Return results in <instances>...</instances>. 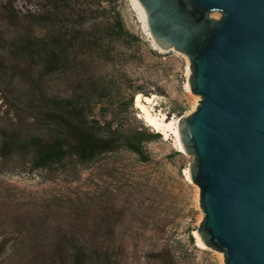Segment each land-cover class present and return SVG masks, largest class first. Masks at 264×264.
I'll return each mask as SVG.
<instances>
[{"label": "rangeland", "instance_id": "obj_1", "mask_svg": "<svg viewBox=\"0 0 264 264\" xmlns=\"http://www.w3.org/2000/svg\"><path fill=\"white\" fill-rule=\"evenodd\" d=\"M62 2L0 0V129L56 136L51 103L69 99L117 145L35 167L31 148L4 154L0 134V264H73L77 252L86 264H225L197 242L189 154L134 104L138 93L154 95L147 105L157 112L192 113L200 98L185 86L186 54L153 44L133 0ZM49 49L65 59L57 71H45Z\"/></svg>", "mask_w": 264, "mask_h": 264}, {"label": "water", "instance_id": "obj_2", "mask_svg": "<svg viewBox=\"0 0 264 264\" xmlns=\"http://www.w3.org/2000/svg\"><path fill=\"white\" fill-rule=\"evenodd\" d=\"M138 1L156 45L186 54L200 98L179 121L197 232L225 264H264V0Z\"/></svg>", "mask_w": 264, "mask_h": 264}, {"label": "trees", "instance_id": "obj_3", "mask_svg": "<svg viewBox=\"0 0 264 264\" xmlns=\"http://www.w3.org/2000/svg\"><path fill=\"white\" fill-rule=\"evenodd\" d=\"M62 1L64 4L62 2L61 7L66 6L68 0ZM45 54V71H57L64 66L62 52L49 49ZM49 112H52L54 120L61 125V132L58 135L46 139L38 135L20 138L16 131L7 132L0 129V134L3 135L1 144L3 153H9L13 148L20 150L31 148L34 151V166L41 167L69 154H75L81 159H91L100 152L116 147V139L96 135L83 107L75 105L73 101L69 99L53 101ZM125 144L142 155L139 142L126 140ZM73 264H86L85 254L81 252L74 254Z\"/></svg>", "mask_w": 264, "mask_h": 264}, {"label": "bare ground", "instance_id": "obj_4", "mask_svg": "<svg viewBox=\"0 0 264 264\" xmlns=\"http://www.w3.org/2000/svg\"><path fill=\"white\" fill-rule=\"evenodd\" d=\"M133 4H134L135 9L138 12L139 18L141 19L144 27L147 30L148 35L150 36L153 44L158 49H161L156 45L155 41L151 37V34H150L149 29L147 27L146 13H145L142 5L140 4V2L138 0H133ZM185 86L187 89H189L188 80H187ZM198 98L199 97L197 96V101H198ZM151 103H154V95L149 96V95H141L139 93L136 94L134 104L142 112V116H143L145 122L147 123V125L150 126L154 131H157V132L161 133L162 135H164L165 138L172 137L174 139L176 147L180 151H183V146H182L181 139H180V128H179L180 118H178L177 116L176 117L175 116L169 117L163 112L155 111L153 106L151 107V106L147 105V104H151ZM185 176H186L187 180L191 182L189 168L185 169ZM195 235H196L197 242H198L199 246L201 248H206L197 231L195 232Z\"/></svg>", "mask_w": 264, "mask_h": 264}]
</instances>
